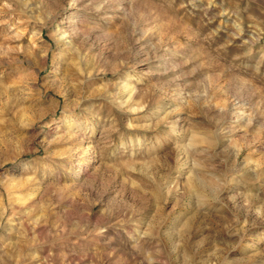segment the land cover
I'll use <instances>...</instances> for the list:
<instances>
[{
    "label": "rangeland",
    "instance_id": "374dc122",
    "mask_svg": "<svg viewBox=\"0 0 264 264\" xmlns=\"http://www.w3.org/2000/svg\"><path fill=\"white\" fill-rule=\"evenodd\" d=\"M0 264H264V0H0Z\"/></svg>",
    "mask_w": 264,
    "mask_h": 264
}]
</instances>
